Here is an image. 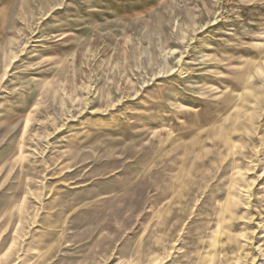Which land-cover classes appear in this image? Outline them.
<instances>
[{
	"label": "rangeland",
	"instance_id": "obj_1",
	"mask_svg": "<svg viewBox=\"0 0 264 264\" xmlns=\"http://www.w3.org/2000/svg\"><path fill=\"white\" fill-rule=\"evenodd\" d=\"M0 264H264V0H0Z\"/></svg>",
	"mask_w": 264,
	"mask_h": 264
}]
</instances>
